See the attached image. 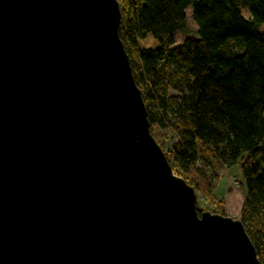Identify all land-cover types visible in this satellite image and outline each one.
<instances>
[{
  "label": "water",
  "instance_id": "obj_1",
  "mask_svg": "<svg viewBox=\"0 0 264 264\" xmlns=\"http://www.w3.org/2000/svg\"><path fill=\"white\" fill-rule=\"evenodd\" d=\"M117 0H0V264H262L151 133Z\"/></svg>",
  "mask_w": 264,
  "mask_h": 264
},
{
  "label": "trees",
  "instance_id": "obj_2",
  "mask_svg": "<svg viewBox=\"0 0 264 264\" xmlns=\"http://www.w3.org/2000/svg\"><path fill=\"white\" fill-rule=\"evenodd\" d=\"M117 1L120 38L153 137L196 191L199 213L209 209L205 201L224 207L217 188L241 164L240 220L264 264V0ZM188 9L197 38L175 47ZM173 65L185 71L181 93H173L179 75ZM156 130L167 131L162 140Z\"/></svg>",
  "mask_w": 264,
  "mask_h": 264
},
{
  "label": "rangeland",
  "instance_id": "obj_3",
  "mask_svg": "<svg viewBox=\"0 0 264 264\" xmlns=\"http://www.w3.org/2000/svg\"><path fill=\"white\" fill-rule=\"evenodd\" d=\"M243 15L246 19L251 18L249 7L246 6L242 8ZM187 24L183 29L177 31L175 35L176 46L181 45L187 38H197V25L193 20L192 10L188 9L186 11ZM261 29L264 30V27L261 26ZM235 49V46H232ZM173 69L177 71L178 81L175 83L177 90L173 93H181L179 88H185V77L183 76V69H178L177 65H173ZM189 78V77H188ZM155 133L162 140V136L167 133V131L156 130ZM245 184L244 177L241 174V164L238 163L233 166L227 173L226 177L220 181V184L217 188L216 195L219 199L224 200V207L221 210L217 209L216 204H209L207 201L204 203L208 204L209 209L204 210L203 212H210L212 215H220L223 217L232 218L237 221H241V210L244 203L245 190L242 185ZM199 200V198H198ZM199 203V202H198ZM202 209L203 204H200ZM199 209V206H198Z\"/></svg>",
  "mask_w": 264,
  "mask_h": 264
}]
</instances>
